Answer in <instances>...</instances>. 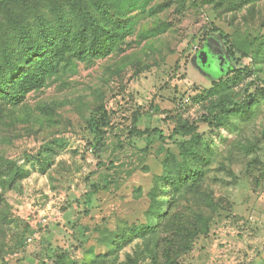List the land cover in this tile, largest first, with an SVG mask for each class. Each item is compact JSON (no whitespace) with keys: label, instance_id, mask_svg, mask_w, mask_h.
Instances as JSON below:
<instances>
[{"label":"rangeland","instance_id":"rangeland-1","mask_svg":"<svg viewBox=\"0 0 264 264\" xmlns=\"http://www.w3.org/2000/svg\"><path fill=\"white\" fill-rule=\"evenodd\" d=\"M206 2L153 0L106 58L0 102V264H264V0ZM229 103L248 118L225 119ZM196 135L214 202L184 204L208 220L185 245L155 231L153 203L174 195L152 190Z\"/></svg>","mask_w":264,"mask_h":264},{"label":"trees","instance_id":"trees-1","mask_svg":"<svg viewBox=\"0 0 264 264\" xmlns=\"http://www.w3.org/2000/svg\"><path fill=\"white\" fill-rule=\"evenodd\" d=\"M94 1L97 0H0L2 104H10L12 107L22 105L27 93L33 89H41L48 77L58 74L61 63L67 67L79 61L91 62L96 58H106L118 35L130 34L132 31V20L136 18L134 14L137 11L141 14L151 13V8L150 11L147 9L153 0H100L96 11L90 7ZM204 1L209 4L213 0ZM106 14H109L108 23L103 20ZM127 15L134 16L129 19ZM232 104L234 109L231 110ZM222 107L223 111L226 110L223 113L228 114L225 119L229 115L248 118L246 109L241 105L229 103ZM107 121V113L102 112L88 123V130L93 137L92 151L98 158L105 147L102 126ZM203 121L208 120L204 118ZM152 133H159L162 137L161 131L155 130ZM182 149L175 157L178 166L171 178L167 173L162 174L155 181L152 190L156 196H161L162 191L167 188L174 196H161L160 200L153 203L151 211L152 216L157 219L155 231L170 232V240L184 235L188 239L185 242L187 245L195 235L201 234L197 222L202 224L206 232L208 220H205L206 217L200 210L189 206L194 212L191 213L184 204H190L191 196L198 197L200 202L205 199L214 202V197L211 191L208 192L205 182L206 171L204 172L203 166L209 163L210 150L202 137L196 135L190 138ZM98 165L101 163L98 162ZM165 180V186H159ZM151 226L147 224L146 228L151 230ZM141 230L135 229L133 232L139 233ZM191 245L185 246L182 254L189 251Z\"/></svg>","mask_w":264,"mask_h":264},{"label":"built area","instance_id":"built-area-1","mask_svg":"<svg viewBox=\"0 0 264 264\" xmlns=\"http://www.w3.org/2000/svg\"><path fill=\"white\" fill-rule=\"evenodd\" d=\"M28 241H31V238H29Z\"/></svg>","mask_w":264,"mask_h":264}]
</instances>
